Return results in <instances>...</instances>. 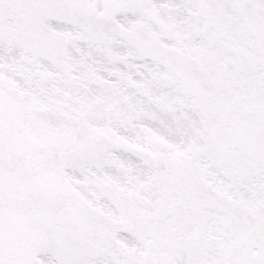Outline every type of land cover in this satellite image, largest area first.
I'll use <instances>...</instances> for the list:
<instances>
[{
	"label": "snow or ice",
	"instance_id": "obj_1",
	"mask_svg": "<svg viewBox=\"0 0 264 264\" xmlns=\"http://www.w3.org/2000/svg\"><path fill=\"white\" fill-rule=\"evenodd\" d=\"M0 264H264V0H0Z\"/></svg>",
	"mask_w": 264,
	"mask_h": 264
}]
</instances>
